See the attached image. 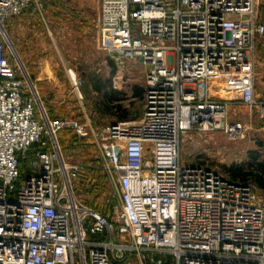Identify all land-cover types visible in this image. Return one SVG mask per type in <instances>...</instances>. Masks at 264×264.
<instances>
[{
  "label": "built area",
  "instance_id": "1",
  "mask_svg": "<svg viewBox=\"0 0 264 264\" xmlns=\"http://www.w3.org/2000/svg\"><path fill=\"white\" fill-rule=\"evenodd\" d=\"M37 1L0 0V264H264V190L181 154L193 129L246 136L232 101L257 107L264 129L258 0H100V47L141 62L146 84L141 118L96 129L38 102L7 28ZM232 82L239 97L215 90ZM64 130L99 150L107 214L76 194Z\"/></svg>",
  "mask_w": 264,
  "mask_h": 264
},
{
  "label": "rangeland",
  "instance_id": "2",
  "mask_svg": "<svg viewBox=\"0 0 264 264\" xmlns=\"http://www.w3.org/2000/svg\"><path fill=\"white\" fill-rule=\"evenodd\" d=\"M258 3L264 22V0ZM99 7V0H38L7 22L10 37L38 91L40 105L51 117H77L95 129L122 119L118 111L104 109L102 92L94 83L112 81L118 91L116 101L130 112L127 119L143 116L146 84V67L141 62H121L100 47ZM255 71L256 97L264 100V35L257 42ZM226 85L218 83L215 90L240 96L236 82ZM257 109L235 103L229 110V119L248 124L245 137L230 140L223 130L193 129L184 133L183 163L208 165L225 174L232 164L241 165L243 172L264 171L260 166L264 163V129ZM58 138L69 164L81 166L73 181L76 194L87 204L95 203L98 195L104 201L100 206L110 210L113 198L93 140L73 130L61 131ZM249 180L253 178L249 176Z\"/></svg>",
  "mask_w": 264,
  "mask_h": 264
},
{
  "label": "trees",
  "instance_id": "3",
  "mask_svg": "<svg viewBox=\"0 0 264 264\" xmlns=\"http://www.w3.org/2000/svg\"><path fill=\"white\" fill-rule=\"evenodd\" d=\"M256 51H257V45H256ZM94 84H95L94 87L96 88V90L99 92H102L101 102H103L104 109L110 113L118 111L120 113V118L122 120L127 119L130 115V112L128 109L122 107V104L120 102L116 101L117 100L116 96L118 94V91H117V89H115L113 87L112 81H107V82H104L101 84H97V83H94ZM144 93H145V88H144ZM260 166H264V163L261 162ZM227 169H228L227 175L229 177H231L233 179H239V180L241 178L242 181L253 182L254 184L259 186L260 188L264 189V171L256 169L254 171L243 172L241 169V165H235V164L228 166ZM249 176H251L253 178V181L249 180ZM105 178L107 179V177H105ZM109 192H110V190H109ZM95 197L96 198L93 201L95 203L88 204V205L95 207L98 210L107 214L108 210H105L106 208L100 206L102 204L104 205V201H102L101 198L98 197V195H96Z\"/></svg>",
  "mask_w": 264,
  "mask_h": 264
},
{
  "label": "crops",
  "instance_id": "4",
  "mask_svg": "<svg viewBox=\"0 0 264 264\" xmlns=\"http://www.w3.org/2000/svg\"><path fill=\"white\" fill-rule=\"evenodd\" d=\"M99 2H100V0H99ZM100 8V7H99ZM225 97H228V96H234L235 94H223ZM235 103H239V102H237V101H232V103H231V105H230V108L231 107H234L235 106ZM244 122V121H243Z\"/></svg>",
  "mask_w": 264,
  "mask_h": 264
},
{
  "label": "water",
  "instance_id": "5",
  "mask_svg": "<svg viewBox=\"0 0 264 264\" xmlns=\"http://www.w3.org/2000/svg\"><path fill=\"white\" fill-rule=\"evenodd\" d=\"M88 223L86 222V225H87Z\"/></svg>",
  "mask_w": 264,
  "mask_h": 264
}]
</instances>
